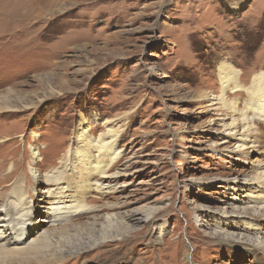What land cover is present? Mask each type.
<instances>
[{
	"label": "rangeland",
	"instance_id": "1",
	"mask_svg": "<svg viewBox=\"0 0 264 264\" xmlns=\"http://www.w3.org/2000/svg\"><path fill=\"white\" fill-rule=\"evenodd\" d=\"M222 63L238 76L224 100L240 111L264 72V0H0V106L15 105L0 113V190L19 176L39 197L48 183L33 179L31 160L40 175L57 168L80 119L92 138L120 135L116 191L89 192L97 209L61 225L35 215L0 264H264L262 249L227 239L264 237L263 217L247 214L256 233L235 216L253 191L244 178L264 173V121L236 150L224 131L235 113L216 100ZM110 214L116 239L89 246Z\"/></svg>",
	"mask_w": 264,
	"mask_h": 264
},
{
	"label": "bare ground",
	"instance_id": "2",
	"mask_svg": "<svg viewBox=\"0 0 264 264\" xmlns=\"http://www.w3.org/2000/svg\"><path fill=\"white\" fill-rule=\"evenodd\" d=\"M217 73L222 89L216 100L219 101L220 107L231 108V112L236 114L232 115L231 123L224 131L227 130V134L236 140V150L240 151L246 148L248 144L254 145L257 140L255 137L256 131L253 128L255 126L253 120L264 121V72L254 76L253 86L247 90L251 98L240 111L234 107L236 100H230L228 103L224 100V95L228 91L229 86L233 85V88L237 86L238 76L236 70L230 64L222 63L218 66ZM5 110L15 111V105L0 106V113ZM89 129L85 119H80L76 123L73 133V143L76 145V149L68 150L65 153L66 155L58 161L57 168L51 169L48 173L40 175L39 170L35 167L36 160H31L32 165L29 171L33 179L37 181L43 180L42 183H48L46 184L47 188L38 190V193H40L39 197L34 200L32 198L28 199L23 192L22 178L19 176L12 180L6 191L0 190V256L2 254H12L14 249L15 251L21 249L17 244L20 241H26L29 234L27 229L35 215L45 214V218L41 220L50 227L61 225L63 221H70L74 217L87 214L91 209H97L94 206L91 207L85 204L83 201L82 197L89 192L96 191L100 194H107L116 191L117 184H114L111 180L110 169L120 157V153L116 149L117 138L120 136L119 131L117 133L112 129H107V132L101 133L98 138H92L89 135ZM239 130L241 131L239 132ZM253 135L254 137L251 139ZM222 142L224 143L225 141ZM37 154L38 152L32 151L33 157ZM5 164V160L0 161V171ZM69 175L72 177L67 178ZM7 177V175H1L0 182L5 181ZM76 178L81 180L76 181ZM244 179L245 186L243 189L253 191L247 195L248 208L245 209L244 214L242 212L235 216H242L241 221L244 224H250V230L256 232L257 230L255 229L257 227H251L254 225L252 223L253 218L250 219L249 216L247 218V214H256L258 217H263L261 219L264 221V173L260 172L255 176ZM45 201H47V204L43 205ZM108 206L109 208L115 207L111 204ZM150 214L149 212L142 215L134 213L130 215V218L133 223H140L146 221ZM102 221L103 223L99 227V229L101 228L100 232L98 231L101 236L100 240H95L89 246L96 245L95 243L97 242L105 245L104 241L116 239L114 234L110 236L108 230H105V227L111 228L113 223H115L113 215L102 217ZM255 225L258 226L256 223ZM161 227L162 225L159 224V231ZM52 230H56V228ZM261 233H264V231L261 230ZM38 237L47 241L49 232L43 231ZM227 239L244 244L251 252L262 249L264 254V237L256 236L252 238L246 234H231L227 236ZM77 253L80 252L72 249H63L60 255L69 257Z\"/></svg>",
	"mask_w": 264,
	"mask_h": 264
}]
</instances>
